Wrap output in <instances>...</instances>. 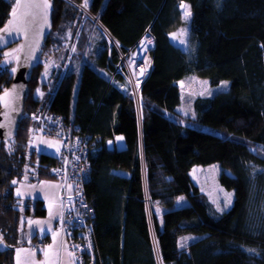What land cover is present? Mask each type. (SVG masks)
<instances>
[{
  "label": "trees",
  "instance_id": "trees-1",
  "mask_svg": "<svg viewBox=\"0 0 264 264\" xmlns=\"http://www.w3.org/2000/svg\"><path fill=\"white\" fill-rule=\"evenodd\" d=\"M88 2L86 10L124 50L134 47L146 29L155 37L152 68L140 85L141 123L132 94L119 86L125 82L122 74L115 72L109 81L114 68L109 58L116 63L119 56L114 49L110 53L91 20H84L78 52L60 66L63 70L51 84L40 80L45 47L80 15L71 0H50L53 27L32 68L25 110L49 108L66 119L72 111L79 131L101 146L91 155L85 185L95 211L96 264H264V0ZM181 2L190 9L185 49L169 37L185 21ZM13 9L12 0H0V27ZM58 49L53 47L54 55ZM190 74L207 77L211 86L228 80L229 86L212 96L194 98L195 114L185 117L215 131L176 118L177 82ZM11 75L0 72V91ZM18 126L14 141L0 142V238L6 245L0 264H14V246L25 239L24 215H46L42 198L25 199L27 205L20 207L24 199L14 189L26 176L25 167L35 166L29 179L36 181L51 178L57 162L54 154L29 145L31 131H37L29 118ZM117 134L123 135V148L115 146ZM106 139L114 140L112 148ZM215 162L219 183L234 193L221 212L189 173L195 164ZM180 196L187 204L172 220Z\"/></svg>",
  "mask_w": 264,
  "mask_h": 264
},
{
  "label": "rangeland",
  "instance_id": "rangeland-1",
  "mask_svg": "<svg viewBox=\"0 0 264 264\" xmlns=\"http://www.w3.org/2000/svg\"><path fill=\"white\" fill-rule=\"evenodd\" d=\"M13 1V8H15L17 0H12ZM89 1V0H88ZM83 5H85V0H82ZM73 3V2H72ZM89 3V2H88ZM85 8H88V4ZM184 5L185 7H182ZM180 9L183 11V19L185 20L183 24H181L175 32H173L170 36V39L172 42H175L176 44L178 43L182 48H187L188 47V35H189V18L190 15L185 19L184 13L187 10L190 12L189 9V4L188 2H181L180 3ZM78 7V11H80V15H78L77 19L71 24L64 29V31L55 33L53 34L56 38V40H53L54 45L52 44L53 47L59 48L56 50L55 54H53L52 46H46V53L42 58L46 59V63L41 69V79L44 81L49 79L48 81H51L53 77L58 73V70H63L61 69L60 66L63 63H67L69 61V56L73 52H78L76 42H77V37L80 29L83 26V22L85 19L91 20L92 23V28L96 27V24L92 20V18L88 17L87 13H85V10L81 7ZM88 28H91V24H89ZM92 30V29H91ZM183 33V35H181ZM173 35H175V39H173ZM97 40L100 41V37L97 35L96 36ZM183 40L184 43L181 44L180 41ZM142 41H145L144 37L137 43V45L125 52L124 55L125 58L122 60V69L129 70L130 74L134 76L135 71L137 69V61L141 60L140 55L142 50L144 49V46L147 45L143 44L140 45ZM87 46V44L85 45ZM88 47V46H87ZM48 49V50H47ZM91 47L89 49L88 55L90 54ZM85 51L83 52V55L85 54ZM83 55L81 56L82 59L84 58ZM87 55V57H88ZM143 56V55H141ZM13 55H8V56H2L0 58V72L6 69L7 72H12L11 68L13 66ZM41 58V59H42ZM123 58V55H122ZM121 58V59H122ZM143 59V58H142ZM141 62V61H140ZM55 69V70H54ZM128 82V83H127ZM128 84L130 88V84L132 86L136 85V88H139L138 83H131L129 80L124 82V84H119V86L125 91L128 90ZM178 86H180V103L178 106H176V118L179 120H182V122L189 124L190 126H197L200 129L208 130V131H215L211 129L210 126L206 124H198L195 122H189L185 117H193L195 114V110L193 107V100L197 96H212L214 93L223 90L229 86L228 80L223 79L218 83V85H209L208 83V78L205 76H198L196 74H190V76L182 77L179 79L177 82ZM6 88V87H5ZM132 89V88H130ZM46 93V92H45ZM131 93V91H130ZM132 94V93H131ZM136 103V110L138 113V121H140V107L138 106V102ZM141 106V105H140ZM141 122V121H140ZM30 139H29V145L36 147V148H41L47 152H57V148L60 150V139L58 136L54 134H49L45 136H40L38 133L34 130L31 131L30 134ZM117 138H122V139H117ZM43 141V143H42ZM6 143H9L6 141ZM51 143L53 144V147H49L48 144ZM115 146L117 148H123L125 146L124 143V138L123 135L117 134L115 135ZM7 146L5 148H10L9 144H6ZM254 150V149H253ZM27 170L26 176L19 182V184L15 187L14 192L17 195V190L23 194L20 195L22 200L20 203V207L23 210L24 207L27 205V202H25V199L31 198H39L43 199V202H45V207H46V215L39 217L35 216L33 213L31 214H25L24 215V220H25V239L24 241L21 240V242L17 245L14 246L13 250V258H14V264H17V260L19 259V264H67V257L65 255V250L67 245L63 243L65 247L62 248L64 253H62L63 258L59 256L57 257L52 256L55 254V251L58 253L60 250V241H61V234L59 230L57 229V220L59 218V208H60V201L58 200V194H59V186H60V181L53 176L50 178H42L40 180H30L29 177L31 175H34L35 166H29L25 167ZM220 171V166L219 163H210V164H205V165H200V164H195L189 171L192 182L197 184L200 188V190L207 195V198L210 200L211 205L214 206V208L217 210V212L224 211L228 209V207L231 205L233 198H234V193L233 190L231 189H225L218 181V175ZM226 194H231V203L225 206V202L228 199ZM18 196V195H17ZM49 204L52 205V215L50 216L49 212ZM184 204H187V200L185 197L180 196L177 201L175 208L171 211V218L174 220L178 215H179V210L181 206H184ZM219 209V210H218ZM157 214H160V211L157 209ZM33 223H29V222ZM35 222H40V223H35ZM20 226L21 223H20ZM43 230V231H42ZM37 233L39 235V238L43 236V234H50V239L44 242L43 249L40 251L39 247L36 246L35 244V239L33 240L32 234ZM53 233H56L55 240L53 239ZM1 237V233H0ZM191 237H188L190 239ZM156 248V244H154V249ZM17 250L19 251V257L17 255ZM47 251V255L50 254L51 256H45V252ZM69 251V250H68ZM40 252V253H39ZM50 252V253H48ZM70 255V254H69ZM72 264V262H71Z\"/></svg>",
  "mask_w": 264,
  "mask_h": 264
},
{
  "label": "built area",
  "instance_id": "built-area-1",
  "mask_svg": "<svg viewBox=\"0 0 264 264\" xmlns=\"http://www.w3.org/2000/svg\"><path fill=\"white\" fill-rule=\"evenodd\" d=\"M76 6L83 8L85 13L94 21L98 29L104 34L110 53L114 49L119 56V60L113 63L111 56L109 63L113 64V70L110 74L109 81H113L115 72H119L125 78V82L129 80L131 83H138L132 86L128 84V90L131 91L135 102H138L140 94V85L146 79L152 68V50L155 47V37L149 29L138 39L137 43L144 37V49L141 52L142 58H145V68H143L141 60L137 61L138 66L134 76L129 70L122 69V60L125 58L124 51L127 52L134 47L124 50L113 34L99 23L97 17L89 13L80 2L71 0ZM151 41V43H148ZM142 43H140L141 45ZM123 55V58H122ZM122 58V59H121ZM46 62L45 58H42ZM140 59V58H139ZM141 61V62H140ZM141 64V66H139ZM66 68V67H65ZM64 68V69H65ZM66 70V69H65ZM143 70V74H141ZM128 83V82H127ZM25 118H29L36 126L37 133L40 136L54 134L60 139V150L58 152H50L55 155L56 164L51 167V175L60 181L58 200L60 201V216L57 220V229L61 234V242L67 245L69 254L71 255L72 264H96V243L94 241V215L95 211L86 196L85 185L90 180L92 167L91 155L94 151L101 148L100 145H93L91 136L86 132L79 131L78 125L73 123V113L66 119L62 114L53 112L52 110L39 108L37 110L26 109L23 112ZM14 141V137L10 139ZM111 142V143H110ZM114 140L106 139L105 145L112 148ZM41 149V148H39ZM43 150V149H42ZM49 153V152H48ZM44 240H37L36 246L42 247ZM157 252V245L155 248ZM158 253V252H157Z\"/></svg>",
  "mask_w": 264,
  "mask_h": 264
},
{
  "label": "water",
  "instance_id": "water-1",
  "mask_svg": "<svg viewBox=\"0 0 264 264\" xmlns=\"http://www.w3.org/2000/svg\"><path fill=\"white\" fill-rule=\"evenodd\" d=\"M20 7L16 16L9 14V18L0 27V58L5 53L13 57L11 83L0 91V142H6L14 137L19 122L24 118L25 102L28 96V85L32 68L39 55L41 46L49 35L52 25V4L50 0H17ZM48 7L44 8L43 5ZM40 5L41 7H35ZM16 8V7H15ZM11 21V23H10ZM11 33V35H8ZM8 56V55H7ZM9 95L5 97V92ZM140 103L143 99L139 94ZM142 110L140 106V117ZM141 123V122H140ZM6 249L5 242L0 238V252Z\"/></svg>",
  "mask_w": 264,
  "mask_h": 264
},
{
  "label": "snow or ice",
  "instance_id": "snow-or-ice-1",
  "mask_svg": "<svg viewBox=\"0 0 264 264\" xmlns=\"http://www.w3.org/2000/svg\"><path fill=\"white\" fill-rule=\"evenodd\" d=\"M87 3H88V0H85V5H84L85 7L87 6ZM19 7H20V5H19V3H17L16 8H14V9H13V12H12V16H13V17L16 16L17 8H19ZM35 7H41V6H40V5H35ZM43 7H44V8H47L48 5L45 4V5H43ZM182 7H185V6L182 5ZM189 15H190V12H188V11L186 10L185 13H184V17H185V19H187V17H188ZM10 23H11V21H10ZM8 35H11V33H8ZM181 35H183V33H182ZM175 38H176L175 35H173V39H175ZM0 39H2V37H0ZM141 43L144 44V41H142ZM148 43H151V41H148ZM180 43L183 44L184 41L181 40ZM5 55L7 56V55H10V54H9V53H5ZM16 71H17V69H15V68L12 69V72H13V73H15ZM141 74H143V70H142ZM8 95H9V93L6 91V92H5V97L8 96ZM0 99H3V98H0ZM0 126H2V125H0ZM117 139H122V138H117ZM42 143H43V141H42ZM110 143H111V142H110ZM48 146H49V147H53V144L49 143ZM58 151H59V148H57V152H58ZM12 183H13V184H16L17 181L14 180ZM17 195H18V196L23 195V194L19 191V189L17 190ZM226 195H227L228 199H227L226 202H225V206L227 207V205L231 203V194H226ZM51 209H52V205L49 204V212H50V216L52 215ZM218 210H219V209H218ZM158 211H159V210H158ZM29 223H33V222L30 221ZM35 223H40V222H35ZM42 231H43V230H42ZM55 237H56V233H53V239H54V240H55ZM181 246H183V245H181ZM19 251H21V250H17V255H18V257H19ZM45 256H47V252H45ZM17 264H19V259L17 260Z\"/></svg>",
  "mask_w": 264,
  "mask_h": 264
},
{
  "label": "crops",
  "instance_id": "crops-1",
  "mask_svg": "<svg viewBox=\"0 0 264 264\" xmlns=\"http://www.w3.org/2000/svg\"><path fill=\"white\" fill-rule=\"evenodd\" d=\"M173 32H171L170 34H169V37L171 36V34H172ZM59 216H60V213H59ZM46 235H48V239H46V240H44V236H46ZM50 239V234H43V236H41V238H37V240H44V241H47V240H49ZM36 243V242H35ZM43 245H44V242H43ZM38 247V246H37ZM43 247L44 246H42V247H39V249H40V251L43 249ZM63 247H65L64 245H63V243L60 241V250L58 251V253L55 251V254H53L52 256H59V258L60 257H62L63 258V254L62 253H64V251L62 250V248ZM154 251H155V249H154ZM47 252V251H46ZM156 252V251H155ZM40 253V252H39ZM48 253H50V252H48ZM65 255H66V257H67V264H71V255H69V251H68V248L66 247V250H65ZM47 256H51L50 254H48ZM57 256V257H58Z\"/></svg>",
  "mask_w": 264,
  "mask_h": 264
},
{
  "label": "bare ground",
  "instance_id": "bare-ground-1",
  "mask_svg": "<svg viewBox=\"0 0 264 264\" xmlns=\"http://www.w3.org/2000/svg\"><path fill=\"white\" fill-rule=\"evenodd\" d=\"M140 59H141V61H142V60H143V61L145 60V58L142 59V57H140ZM143 61H142V62H143ZM145 63H146V61H144V62L142 63L143 68H145ZM139 66H141V64H140ZM138 99H139V98H138ZM140 105H141V103H140V99H139V100H138V106L140 107Z\"/></svg>",
  "mask_w": 264,
  "mask_h": 264
}]
</instances>
